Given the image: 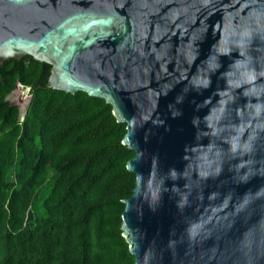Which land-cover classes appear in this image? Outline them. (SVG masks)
I'll use <instances>...</instances> for the list:
<instances>
[{
  "label": "water",
  "instance_id": "water-1",
  "mask_svg": "<svg viewBox=\"0 0 264 264\" xmlns=\"http://www.w3.org/2000/svg\"><path fill=\"white\" fill-rule=\"evenodd\" d=\"M25 57L127 125L136 264H264V0H0V64Z\"/></svg>",
  "mask_w": 264,
  "mask_h": 264
},
{
  "label": "trees",
  "instance_id": "trees-1",
  "mask_svg": "<svg viewBox=\"0 0 264 264\" xmlns=\"http://www.w3.org/2000/svg\"><path fill=\"white\" fill-rule=\"evenodd\" d=\"M50 65L0 64V264H136L123 237L136 174L127 125L84 92L47 88ZM31 88L24 121L7 97Z\"/></svg>",
  "mask_w": 264,
  "mask_h": 264
},
{
  "label": "flooded vegetation",
  "instance_id": "flooded-vegetation-1",
  "mask_svg": "<svg viewBox=\"0 0 264 264\" xmlns=\"http://www.w3.org/2000/svg\"><path fill=\"white\" fill-rule=\"evenodd\" d=\"M20 88H21V90H22V91H26V90H27V88H26V87H24V86H20ZM30 92H31V90L29 91V95H31V93H30Z\"/></svg>",
  "mask_w": 264,
  "mask_h": 264
},
{
  "label": "rangeland",
  "instance_id": "rangeland-1",
  "mask_svg": "<svg viewBox=\"0 0 264 264\" xmlns=\"http://www.w3.org/2000/svg\"><path fill=\"white\" fill-rule=\"evenodd\" d=\"M24 92H26V91H24ZM28 93V92H27ZM28 95H29V93H28ZM30 96V95H29Z\"/></svg>",
  "mask_w": 264,
  "mask_h": 264
}]
</instances>
